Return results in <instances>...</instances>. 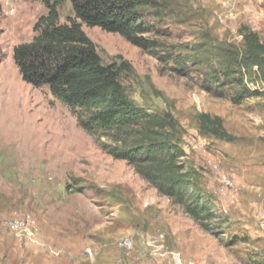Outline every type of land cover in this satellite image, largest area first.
Returning a JSON list of instances; mask_svg holds the SVG:
<instances>
[{
	"label": "rangeland",
	"instance_id": "374dc122",
	"mask_svg": "<svg viewBox=\"0 0 264 264\" xmlns=\"http://www.w3.org/2000/svg\"><path fill=\"white\" fill-rule=\"evenodd\" d=\"M164 1L163 21L146 18L148 34L160 53L191 57L181 73L118 34L82 29L102 63L132 66L121 81L139 106L173 115L183 164L214 204L223 233L200 229L126 161L102 151L46 86L22 81L13 47L31 40L47 10L39 0H0V72L13 90L0 97V264H264V77L254 67L245 83L262 94L235 103L234 83L204 76L222 56L220 43L241 48L243 25L264 41V0ZM58 13L66 22L70 3ZM201 114L219 117L226 136L201 131ZM214 163L231 186L220 185ZM21 215L37 221L36 233L4 224ZM124 237L131 250L119 248Z\"/></svg>",
	"mask_w": 264,
	"mask_h": 264
},
{
	"label": "trees",
	"instance_id": "16d2710c",
	"mask_svg": "<svg viewBox=\"0 0 264 264\" xmlns=\"http://www.w3.org/2000/svg\"><path fill=\"white\" fill-rule=\"evenodd\" d=\"M46 8L33 25L30 41L13 47L12 58L23 82L40 88L67 106L78 125L95 137L99 148L117 160H124L158 195L178 206L200 229L221 234L219 214L197 184L194 170L185 167L183 148L176 138L177 122L168 112H150L139 106L122 84L121 76L133 71L126 61L102 63L94 43L82 25L98 27L122 36L132 45L148 52L172 70L181 73L191 57L160 53L158 40L148 33L152 26L146 18L163 21L164 0H39ZM68 1L73 16L59 21L58 8ZM154 32V31H153ZM158 33V31H157ZM242 46L220 43L221 58L204 76L234 83L232 100H242L261 91L245 83L255 75L264 77V41L246 25L240 28ZM202 39H199V42ZM203 44V43H202ZM209 43L202 47L206 49ZM223 93H219L222 96ZM201 131L226 136L219 117L199 115ZM216 230V231H215ZM215 231V232H214Z\"/></svg>",
	"mask_w": 264,
	"mask_h": 264
},
{
	"label": "bare ground",
	"instance_id": "6f19581e",
	"mask_svg": "<svg viewBox=\"0 0 264 264\" xmlns=\"http://www.w3.org/2000/svg\"><path fill=\"white\" fill-rule=\"evenodd\" d=\"M11 78L8 75V73L0 72V97L4 99L3 97L13 96V90L11 86ZM18 110V109H17ZM14 114V113H13ZM17 115V114H16ZM15 115V116H16ZM14 116V115H13ZM5 119L3 118L2 114L0 115V125L3 128ZM210 163V162H209ZM212 169L216 167V173L218 175V180L220 182V185L222 187H229L231 186V181L227 177L226 183H221V180L225 176L224 174H221L219 172L218 167L214 164H211ZM37 221L30 215H21L14 218H11L7 220L4 224L6 227L15 234H22V235H29L34 234L37 231ZM22 240V239H21ZM118 246L122 250H131L134 247L133 240L129 237H124L119 240Z\"/></svg>",
	"mask_w": 264,
	"mask_h": 264
},
{
	"label": "built area",
	"instance_id": "2783aa9c",
	"mask_svg": "<svg viewBox=\"0 0 264 264\" xmlns=\"http://www.w3.org/2000/svg\"><path fill=\"white\" fill-rule=\"evenodd\" d=\"M214 172L216 171V167H214V169H212ZM227 181V176H224L223 179L221 180V183H226Z\"/></svg>",
	"mask_w": 264,
	"mask_h": 264
}]
</instances>
